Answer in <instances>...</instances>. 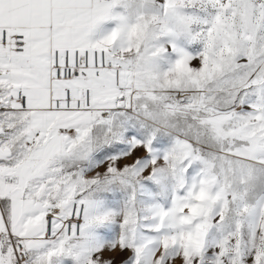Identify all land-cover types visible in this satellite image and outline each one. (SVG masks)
<instances>
[{
  "label": "snow or ice",
  "instance_id": "6c2138e0",
  "mask_svg": "<svg viewBox=\"0 0 264 264\" xmlns=\"http://www.w3.org/2000/svg\"><path fill=\"white\" fill-rule=\"evenodd\" d=\"M0 264H264V0H0Z\"/></svg>",
  "mask_w": 264,
  "mask_h": 264
}]
</instances>
